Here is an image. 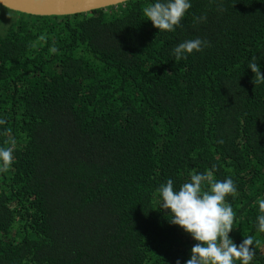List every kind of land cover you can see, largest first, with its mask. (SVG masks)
I'll use <instances>...</instances> for the list:
<instances>
[{
  "label": "trees",
  "instance_id": "obj_1",
  "mask_svg": "<svg viewBox=\"0 0 264 264\" xmlns=\"http://www.w3.org/2000/svg\"><path fill=\"white\" fill-rule=\"evenodd\" d=\"M0 264H264V0L0 6Z\"/></svg>",
  "mask_w": 264,
  "mask_h": 264
},
{
  "label": "water",
  "instance_id": "obj_2",
  "mask_svg": "<svg viewBox=\"0 0 264 264\" xmlns=\"http://www.w3.org/2000/svg\"><path fill=\"white\" fill-rule=\"evenodd\" d=\"M131 0H0V6L35 17L64 18L117 7Z\"/></svg>",
  "mask_w": 264,
  "mask_h": 264
}]
</instances>
